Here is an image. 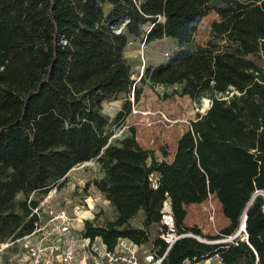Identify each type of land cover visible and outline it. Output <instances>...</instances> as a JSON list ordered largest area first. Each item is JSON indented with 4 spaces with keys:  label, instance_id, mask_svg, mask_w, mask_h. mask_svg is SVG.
Returning a JSON list of instances; mask_svg holds the SVG:
<instances>
[{
    "label": "trees",
    "instance_id": "trees-1",
    "mask_svg": "<svg viewBox=\"0 0 264 264\" xmlns=\"http://www.w3.org/2000/svg\"><path fill=\"white\" fill-rule=\"evenodd\" d=\"M208 8L220 17L211 23L214 34L236 40L248 32L264 44V0H0V244L31 232L32 208L61 190L73 167L91 160L104 175L87 185L115 217L86 222V234L109 248L120 237L147 242L146 228L158 225L166 198L179 232L218 240L238 230L254 194L264 192V76L249 59L193 43ZM128 36L177 45L164 62L144 67L142 83L178 85L181 96L210 101L179 137L171 161H156L133 134L110 140L102 103L131 93L137 101L141 94L124 57ZM131 106L126 98L116 120ZM209 194L229 222L216 236L184 222L187 207ZM138 212L143 228L131 224ZM245 230L247 241L233 243L181 238L164 264L215 253L224 264H264L261 193L247 207ZM153 244L165 249L159 238Z\"/></svg>",
    "mask_w": 264,
    "mask_h": 264
},
{
    "label": "rangeland",
    "instance_id": "rangeland-1",
    "mask_svg": "<svg viewBox=\"0 0 264 264\" xmlns=\"http://www.w3.org/2000/svg\"><path fill=\"white\" fill-rule=\"evenodd\" d=\"M219 19L215 10L208 8L194 35L193 43L214 52H228L249 59L257 65L264 76L263 42L254 39L248 32L240 33L236 40H229L225 36L214 34L211 31V23ZM128 37L129 41L124 51V57L130 66L131 78L135 81L136 87L141 90V94L137 101H134L131 93L129 97L120 95L118 99L102 103V111L110 119L107 131L117 133L122 126H126L122 137L133 134L141 147L151 151L157 150L158 154L161 152L166 156L170 154L180 133L189 128L190 121L194 120L197 115L205 113L208 108L207 103L210 105V102L207 98L194 101L188 96H181L176 93L179 90L178 85L142 83L140 77L144 67L164 62L167 59L165 53H171L177 48V45L171 38L144 43L140 38ZM126 98L132 103L131 111L122 121L116 120V113L121 109V104ZM103 175L104 172L97 160L73 167L66 175L64 187L61 190L58 189L59 193L53 190L52 203L64 198L66 202L67 200L76 202L84 200V198H90L92 201L93 198L99 197L96 223L104 224L113 220L115 215L110 204L92 184L87 185L95 179H101ZM55 194L58 196L55 197ZM17 199H24V195L19 194ZM69 206V204L65 205L66 208ZM209 212L214 216L213 222L208 220L207 213ZM142 221L143 213L138 212L131 220V224L134 227L143 228ZM228 223L222 214L219 202L213 196L201 204L192 205L188 210L186 220V225L198 226L203 234L210 236L219 235L221 229ZM146 229L151 239H154L158 232V225L151 224ZM14 252V249H5L0 254V264H14Z\"/></svg>",
    "mask_w": 264,
    "mask_h": 264
},
{
    "label": "built area",
    "instance_id": "built-area-1",
    "mask_svg": "<svg viewBox=\"0 0 264 264\" xmlns=\"http://www.w3.org/2000/svg\"><path fill=\"white\" fill-rule=\"evenodd\" d=\"M141 1L133 0L136 5H139ZM121 29L122 27L114 31L119 33ZM165 54L168 57L170 53ZM125 129L126 126H122L117 133L113 131L110 140L121 138ZM160 154L157 150H153L156 161L166 160L161 152ZM157 180L158 176L155 173L150 174L149 181L154 189L158 187ZM54 190L59 193L57 188ZM52 193L53 190L41 199L38 206L32 208V215H36L37 219L31 232L0 244V254L5 249H14V264H164V259L171 247L184 237H194L206 243H233L237 239L247 241L242 217L235 233L218 240H206L190 232H179L171 203L166 198L160 208L158 232L155 237L164 243L163 251L153 244L154 239L150 236L149 240L143 243L120 237L115 245L109 248L100 236L91 237L86 234L85 229L86 222H91L93 226L100 225L95 219L99 197L93 198L92 201L90 198H84L76 202L72 200L66 202L64 198L52 203ZM262 195L264 196V192ZM211 197L212 195L209 194L207 199ZM66 204L70 206L66 208ZM207 214L208 220L213 222V214L211 212ZM182 264L224 263L215 253L202 259H185Z\"/></svg>",
    "mask_w": 264,
    "mask_h": 264
},
{
    "label": "crops",
    "instance_id": "crops-1",
    "mask_svg": "<svg viewBox=\"0 0 264 264\" xmlns=\"http://www.w3.org/2000/svg\"><path fill=\"white\" fill-rule=\"evenodd\" d=\"M110 9V5L109 4H105L104 5V10H105V12H107L108 10ZM184 132H182V133H180V135L178 136V138L176 139V141H175V144H174V147L172 148V150L170 151V154H167L166 156H164L163 154V156H164V158L166 159V158H168V159H166L167 161H171L172 160V158H173V156H174V153H175V150H176V146H177V141H178V139H179V137L183 134ZM107 201V200H106ZM107 203H109L108 201H107ZM192 205H194V204H191V205H189L188 207H187V215H186V218H185V224H186V220H187V217H188V210H189V208H191V206ZM111 206V205H110ZM112 207V206H111ZM112 209H113V207H112ZM114 211V210H113Z\"/></svg>",
    "mask_w": 264,
    "mask_h": 264
},
{
    "label": "water",
    "instance_id": "water-1",
    "mask_svg": "<svg viewBox=\"0 0 264 264\" xmlns=\"http://www.w3.org/2000/svg\"><path fill=\"white\" fill-rule=\"evenodd\" d=\"M210 108V105H209V107L206 109V110H208ZM258 193H263V192H256L255 194H254V196L252 197V199L250 200V202L248 203V205H247V207L249 206V204L252 202V200L254 199V197H255V195L256 194H258ZM247 207H246V209H245V211H244V213H243V215H242V223H245V220H246V210H247ZM31 222H32V220H30Z\"/></svg>",
    "mask_w": 264,
    "mask_h": 264
},
{
    "label": "bare ground",
    "instance_id": "bare-ground-1",
    "mask_svg": "<svg viewBox=\"0 0 264 264\" xmlns=\"http://www.w3.org/2000/svg\"><path fill=\"white\" fill-rule=\"evenodd\" d=\"M208 102V101H207ZM208 107H209V103H207Z\"/></svg>",
    "mask_w": 264,
    "mask_h": 264
}]
</instances>
